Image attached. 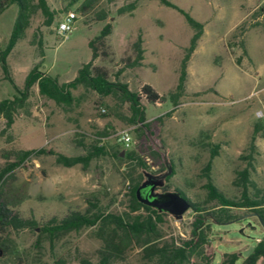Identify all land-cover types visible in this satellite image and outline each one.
I'll return each mask as SVG.
<instances>
[{
    "label": "rangeland",
    "instance_id": "1",
    "mask_svg": "<svg viewBox=\"0 0 264 264\" xmlns=\"http://www.w3.org/2000/svg\"><path fill=\"white\" fill-rule=\"evenodd\" d=\"M84 0H46L56 11L51 25L36 13L24 38L7 56L9 77L22 89L29 72L36 67L41 73L65 83L73 80L78 70L91 59L90 40L107 24L112 32L107 38L106 56L101 54L94 66L106 70L108 80L127 85L132 92L142 84L151 85L159 94H167L177 84L180 63L193 34L184 18L157 0H136L131 13L117 10L132 0H99L85 13L78 11ZM203 24V34L188 67L186 96L172 107L169 103L148 104L144 100V124L133 123L132 113L123 97L114 93L101 97L94 91L77 87L71 91V106L56 105L41 96L32 86L28 114L20 112L9 130L2 132L0 120V169L16 164L2 187L5 203L23 218L42 224L52 216L69 211L83 212L87 200L97 199L113 213L129 212V185L123 177L129 167L124 152L132 151L146 168L131 173L161 175L171 170L165 191L181 190L194 204L205 197L203 168L210 151L218 146L212 160L210 176L214 184L230 199L239 196L233 185L237 171L246 161L254 126L256 154L252 180L264 185V0H170ZM78 15L73 32L65 39L56 35L55 26L62 14ZM17 5L0 14V51L10 38ZM99 14L105 19L97 20ZM260 24L251 27L252 24ZM140 36L144 59L140 67H130L131 45ZM242 43H244L242 45ZM13 85L4 79L0 68V101L16 95ZM160 119V121L158 120ZM130 136V144L119 141L120 133ZM104 147L106 156L94 159L86 170L81 166L65 168L47 154L31 155L19 161L26 150H51L66 156L83 153L82 145ZM121 152L117 158L115 155ZM239 222L211 223L209 250L215 252L212 264H220L224 253L240 249L237 264L251 253L264 230L246 211ZM138 211L133 214H143ZM159 223L162 241L185 237L193 220L189 210L182 220L168 214ZM0 264H65L92 263L98 260L102 242L95 229L71 232L51 240L36 230L0 234ZM140 249L132 246L115 264H140ZM259 264H264L260 261Z\"/></svg>",
    "mask_w": 264,
    "mask_h": 264
},
{
    "label": "trees",
    "instance_id": "2",
    "mask_svg": "<svg viewBox=\"0 0 264 264\" xmlns=\"http://www.w3.org/2000/svg\"><path fill=\"white\" fill-rule=\"evenodd\" d=\"M99 0H84L78 11L85 13L91 9ZM162 6L178 12L191 28L193 34L189 45L184 50V55L180 63L177 84L173 90L167 94H159L151 85L142 84L140 88L132 92L127 85L118 81L108 80L106 70L94 66V61L106 52L107 38L112 32V24L107 23L92 40L88 46L91 50V59L85 63L77 72L75 78L69 82L59 83L50 75L41 73L34 67L27 75L23 88L18 89L13 85L9 77L7 56L16 46L17 42L24 38L26 30L29 28L31 18L38 12L44 17V24H52L56 11L50 10L46 0H0V14L9 6L15 4L18 13L14 21L10 38L6 47L0 51V68L4 79L8 80L16 92L12 98L0 101V120L4 121L2 132L9 130L15 121V117L20 112L28 114L29 96L32 86L37 85L41 96L53 101L56 105L71 106L73 97L71 91L77 87H83L94 91L101 97H106L114 93L120 94L132 113L131 121L141 124L149 130V124H144L145 109L142 101L148 104L169 103L171 111L165 116H170L171 112L180 104V100L186 96L187 67L189 61L197 48L198 42L203 34V24L190 16L188 12L174 5L170 0H157ZM136 0L120 7L117 10L119 15L131 13L135 9ZM99 21L105 19L104 14H99ZM260 24H252L251 27H258ZM244 43H242L243 45ZM134 58H128L130 67H140L144 59L143 40L137 37L131 45ZM160 121V119H158ZM258 131V126H254L253 135L248 146V153L241 157L246 161L245 167L236 172L233 185L238 189L239 196L230 199L213 182L210 171L212 160L218 154V146H214L210 151V157L203 168L205 178L204 189L206 197L201 204H194L191 201L193 220L189 225V232L185 237L178 236L170 241H162L163 235L159 227L162 216L155 209L145 206L137 201L135 193L138 186L143 181L142 173H138L136 178L131 173L136 170L146 168L145 163L134 152H124L123 158L127 160L129 167H135L127 172L123 179L129 185V212L113 213L107 207L102 206L97 199L87 200V207L83 212L69 211L64 216H52L42 224L30 218L21 217L18 212L9 207L2 197V187L7 177L16 167V164H8L0 169V234L6 230L19 232L22 230H36L46 235L49 239L55 240L71 232H78L83 229H95V236L102 242V248L98 251V260L95 263L83 260V264H115V261L123 256L132 246L140 249V264H212L215 252L209 250V233L211 223L219 225L232 222H239L244 215H238L236 211L243 210L253 215L259 225L264 224V185L259 187L251 178L254 170V155L256 148L254 145V135ZM83 153L77 156H66L55 153L51 150L41 148L39 150H26L19 154V161H24L31 155L47 154L55 157V163L65 168L81 166L86 170L92 160L106 156L104 147L96 144L82 145ZM121 159V152L115 155ZM178 191L184 198V193ZM143 210V214H133ZM262 227V226H261ZM0 251L6 252V246L0 245ZM240 259L239 253H224L220 264H237ZM264 263V237L260 239L251 253L247 255L241 264ZM53 264H65L58 260Z\"/></svg>",
    "mask_w": 264,
    "mask_h": 264
},
{
    "label": "water",
    "instance_id": "3",
    "mask_svg": "<svg viewBox=\"0 0 264 264\" xmlns=\"http://www.w3.org/2000/svg\"><path fill=\"white\" fill-rule=\"evenodd\" d=\"M170 173V169L161 175L145 173V179L136 189L135 196L141 204L151 207L159 213L168 214L175 221H180L183 215L191 210V204L188 199L184 198L178 191L154 192L155 188H161L165 185V179ZM146 188H149V190L144 191ZM260 223L264 230V224Z\"/></svg>",
    "mask_w": 264,
    "mask_h": 264
},
{
    "label": "built area",
    "instance_id": "4",
    "mask_svg": "<svg viewBox=\"0 0 264 264\" xmlns=\"http://www.w3.org/2000/svg\"><path fill=\"white\" fill-rule=\"evenodd\" d=\"M78 15L73 11H67L62 14L55 26L56 35L62 39L67 38L74 30V24ZM119 141L125 145L130 144V136L126 132L120 133Z\"/></svg>",
    "mask_w": 264,
    "mask_h": 264
},
{
    "label": "flooded vegetation",
    "instance_id": "5",
    "mask_svg": "<svg viewBox=\"0 0 264 264\" xmlns=\"http://www.w3.org/2000/svg\"><path fill=\"white\" fill-rule=\"evenodd\" d=\"M167 179V178H166ZM166 179H165V181H166ZM149 190V188H146L144 191H148ZM162 191H165L164 190V186L163 187H161V188H155V190H154V192H162Z\"/></svg>",
    "mask_w": 264,
    "mask_h": 264
},
{
    "label": "crops",
    "instance_id": "6",
    "mask_svg": "<svg viewBox=\"0 0 264 264\" xmlns=\"http://www.w3.org/2000/svg\"><path fill=\"white\" fill-rule=\"evenodd\" d=\"M260 239H262V238H260ZM260 239H258V241H259ZM239 251H240V249L238 248V249L234 250L232 253H239ZM239 256L242 257V255H241L240 253H239ZM243 259H244V258H243Z\"/></svg>",
    "mask_w": 264,
    "mask_h": 264
}]
</instances>
